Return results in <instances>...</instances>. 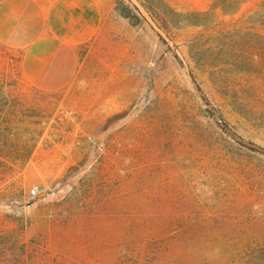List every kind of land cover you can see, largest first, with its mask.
Wrapping results in <instances>:
<instances>
[{"label": "rangeland", "instance_id": "rangeland-1", "mask_svg": "<svg viewBox=\"0 0 264 264\" xmlns=\"http://www.w3.org/2000/svg\"><path fill=\"white\" fill-rule=\"evenodd\" d=\"M116 1L141 23L108 18L64 88L0 43V264H264V53L231 30L254 2L218 32L187 24L207 0Z\"/></svg>", "mask_w": 264, "mask_h": 264}, {"label": "crops", "instance_id": "crops-1", "mask_svg": "<svg viewBox=\"0 0 264 264\" xmlns=\"http://www.w3.org/2000/svg\"><path fill=\"white\" fill-rule=\"evenodd\" d=\"M111 16L138 26L134 4L116 0H0V43L19 51V74L40 91L66 87L77 69L76 49Z\"/></svg>", "mask_w": 264, "mask_h": 264}, {"label": "trees", "instance_id": "trees-1", "mask_svg": "<svg viewBox=\"0 0 264 264\" xmlns=\"http://www.w3.org/2000/svg\"><path fill=\"white\" fill-rule=\"evenodd\" d=\"M206 10L204 11H189L186 12L187 16L195 17L198 20L194 22H187L190 25H205L206 19H212V23H208L209 27L216 28L223 23L220 21L219 17L221 15H232L235 16L240 12L242 7L253 1V6L241 13L234 23V27L231 29L235 34L248 40L250 47L259 48L264 53V0H207ZM210 1V2H209ZM237 26V28L235 27ZM218 32H220L218 30ZM255 38L259 39L257 46H255ZM18 80L23 84L20 74ZM10 119V118H9ZM3 115H0V128L4 126V123H13V120H9Z\"/></svg>", "mask_w": 264, "mask_h": 264}, {"label": "water", "instance_id": "water-1", "mask_svg": "<svg viewBox=\"0 0 264 264\" xmlns=\"http://www.w3.org/2000/svg\"><path fill=\"white\" fill-rule=\"evenodd\" d=\"M40 195H41V196H42V195H45V193L43 192V193H41Z\"/></svg>", "mask_w": 264, "mask_h": 264}]
</instances>
